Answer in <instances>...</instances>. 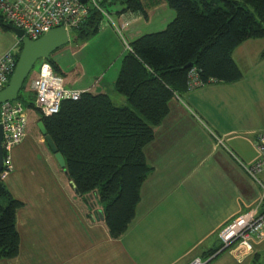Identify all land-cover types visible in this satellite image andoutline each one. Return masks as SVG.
Here are the masks:
<instances>
[{
  "label": "crops",
  "instance_id": "0c3cea01",
  "mask_svg": "<svg viewBox=\"0 0 264 264\" xmlns=\"http://www.w3.org/2000/svg\"><path fill=\"white\" fill-rule=\"evenodd\" d=\"M123 8L117 11L119 21L107 12L93 41L114 50L111 64L106 70L85 71L75 62L67 82L69 87L106 93L120 105L127 103L115 91V82L127 38L118 28L128 22L122 31L137 38L140 30L134 25L145 17ZM17 47L18 36L0 24V56ZM263 51L264 37L242 42L232 53L243 72L241 80L186 90L170 100L168 114L145 146L153 169L142 184L136 216L120 238L111 237L104 218L94 214L103 211L94 193L80 196L67 172L47 156L31 161L30 151L46 141L27 131L12 151L13 170L3 178L23 203L16 213L19 254L0 259V264H188L203 256L207 264H223L224 253L235 264L262 262L264 239L253 240L254 257L240 262L228 251L219 252V232L262 204L260 186L240 161L256 159L254 139L264 131Z\"/></svg>",
  "mask_w": 264,
  "mask_h": 264
},
{
  "label": "trees",
  "instance_id": "16d2710c",
  "mask_svg": "<svg viewBox=\"0 0 264 264\" xmlns=\"http://www.w3.org/2000/svg\"><path fill=\"white\" fill-rule=\"evenodd\" d=\"M121 1L123 11L146 16L143 0ZM165 1L176 11L175 18L164 30L130 42L132 50L121 59L115 91L131 106L116 104L106 93L85 91L77 101H64L59 113L40 118L80 196H97L113 238H120L136 216L142 184L153 169L145 146L168 114L170 100L187 90L190 69L198 68L205 82L235 83L243 72L232 56L234 49L248 39L264 37V0ZM103 18L100 10L92 9L73 31L80 38L95 35ZM0 24L8 27L2 18ZM22 45L20 41V51ZM49 62L60 73L52 58ZM22 206L0 174V259L19 254L16 213Z\"/></svg>",
  "mask_w": 264,
  "mask_h": 264
},
{
  "label": "built area",
  "instance_id": "2783aa9c",
  "mask_svg": "<svg viewBox=\"0 0 264 264\" xmlns=\"http://www.w3.org/2000/svg\"><path fill=\"white\" fill-rule=\"evenodd\" d=\"M108 0H0V18L24 31L31 39H38L44 33L57 27H64L70 32L80 27L89 17L92 9L100 10L107 16L102 3ZM128 25L125 22L124 28ZM122 28L118 32L122 33ZM19 41H21L19 39ZM125 50H132L124 40ZM17 48H11L0 56V91L9 83L17 65ZM215 79L205 82L196 67L187 75V91H193L208 84L216 83ZM35 107L45 116H52L61 110L67 100H79L84 89L67 87L64 77L57 73L52 64L43 59L37 76L31 81ZM0 124L3 129L2 149L4 165L2 178L13 170L12 151L27 134L28 115L24 103L18 98L0 104ZM254 146L256 159L251 163L240 164L245 172L261 188V206L241 213L219 232L220 251L230 252L238 261H244L254 252L253 240L264 239V131L256 134ZM202 257H195L188 264H207Z\"/></svg>",
  "mask_w": 264,
  "mask_h": 264
},
{
  "label": "rangeland",
  "instance_id": "374dc122",
  "mask_svg": "<svg viewBox=\"0 0 264 264\" xmlns=\"http://www.w3.org/2000/svg\"><path fill=\"white\" fill-rule=\"evenodd\" d=\"M164 1L159 2L156 5H153V4L147 5V3L151 2V0H143L144 4H146L145 9L147 12V17L142 14L143 16H145L142 20V24L134 25L135 29L140 30L139 36H142L147 33L164 30L167 27V25L175 18L176 11L172 7H170L167 2H164ZM102 6L105 10L111 13L115 21H119L117 17V11L121 10V8L125 6V4L122 3L121 0H108L105 3H102ZM104 18L105 20H107V16ZM69 33H70L69 34L70 41L67 44L55 50L51 55V58L53 59V61H55V63L58 66H60V70L64 77V84L67 87H69L67 84L68 78L73 76V73L75 71L74 69L75 62H77L79 68H82L85 71H92V70L95 71L98 69L106 70L107 65L111 64L110 59L114 54V50H111L110 48L102 49L101 46L97 44L98 42H93V41H96L94 40V39H97L96 37H99L98 32L95 35H91L88 38L78 37L76 35L77 32H74L73 30H71ZM122 35L124 38H127V41L129 43L133 42L136 39V37L135 38L130 37L126 32H124V30L122 31ZM88 41H90V45L88 44V46H85L84 43ZM119 43H121L122 48H123V43L121 40H119ZM16 50H17V53L18 52L20 53V47H17ZM125 52H127V50ZM41 63H42L41 59L36 62L35 66L33 67L30 74L28 75L24 83V86L20 90L19 95H18V99L24 103L26 112L28 115V128H27L28 130L27 131H30L29 133L33 134L37 139H39L40 136L42 135L38 127V123H39V119L43 117V114L38 108L35 107V98H34V95H32L31 81L37 76ZM118 95L126 99L123 95L119 93ZM113 100L118 105L122 104L120 100L118 101V100H115L114 98ZM127 103H128V106H131L129 102ZM44 143L43 145L40 146L42 149L40 148V149H34L30 151L29 156L31 158V161L32 162L45 161L46 156H47L48 158H50V161L52 163L55 162L57 166L58 163L56 159L54 158L53 153L51 152L48 144L46 142ZM90 194H93V193H90ZM223 256L225 259V263L223 264H235V261L233 260L230 254L224 253ZM249 257L250 259L253 258L254 254L252 253V255ZM203 259L207 261L206 256H203ZM257 262H258V259H257ZM262 262H264V256H263ZM212 263L217 264V262H212ZM253 264H256V262L254 261Z\"/></svg>",
  "mask_w": 264,
  "mask_h": 264
},
{
  "label": "water",
  "instance_id": "95a60500",
  "mask_svg": "<svg viewBox=\"0 0 264 264\" xmlns=\"http://www.w3.org/2000/svg\"><path fill=\"white\" fill-rule=\"evenodd\" d=\"M84 2L86 0H83ZM8 28L15 33L22 42V49L20 51L16 68L10 78L8 85L0 91V104L8 101L15 100L18 98L20 90L23 88L24 83L30 74L31 70L35 66L38 60H51L52 53L60 48L61 46L67 44L70 41V33L64 27H57L51 29L50 31L44 33L38 39H31L24 34V31L18 27L13 26L12 24L7 25ZM192 66V63L189 64ZM38 127L45 138L46 143L48 144L50 150L55 156L56 161L66 171V161L61 152L58 151V148L46 130L42 121L39 122ZM2 137L3 129L0 124V173L2 172L4 165V154L2 149ZM67 172V171H66ZM76 189L75 185H73ZM77 191V189H76ZM94 214L102 216L104 214L102 210L96 211Z\"/></svg>",
  "mask_w": 264,
  "mask_h": 264
},
{
  "label": "bare ground",
  "instance_id": "6f19581e",
  "mask_svg": "<svg viewBox=\"0 0 264 264\" xmlns=\"http://www.w3.org/2000/svg\"><path fill=\"white\" fill-rule=\"evenodd\" d=\"M43 60V59H42Z\"/></svg>",
  "mask_w": 264,
  "mask_h": 264
},
{
  "label": "clouds",
  "instance_id": "9594fccd",
  "mask_svg": "<svg viewBox=\"0 0 264 264\" xmlns=\"http://www.w3.org/2000/svg\"><path fill=\"white\" fill-rule=\"evenodd\" d=\"M48 61V60H47Z\"/></svg>",
  "mask_w": 264,
  "mask_h": 264
}]
</instances>
